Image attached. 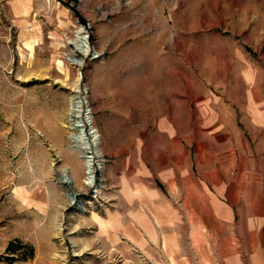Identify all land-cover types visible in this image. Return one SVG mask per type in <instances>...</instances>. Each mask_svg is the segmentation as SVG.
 I'll use <instances>...</instances> for the list:
<instances>
[{
  "label": "rangeland",
  "instance_id": "obj_1",
  "mask_svg": "<svg viewBox=\"0 0 264 264\" xmlns=\"http://www.w3.org/2000/svg\"><path fill=\"white\" fill-rule=\"evenodd\" d=\"M190 109L264 110V0H0V264H264L240 206L173 255L114 186Z\"/></svg>",
  "mask_w": 264,
  "mask_h": 264
},
{
  "label": "crops",
  "instance_id": "obj_2",
  "mask_svg": "<svg viewBox=\"0 0 264 264\" xmlns=\"http://www.w3.org/2000/svg\"><path fill=\"white\" fill-rule=\"evenodd\" d=\"M183 113L181 123L167 122L159 131L164 144L157 146L152 135L141 146L132 142L143 150L142 176H112L128 210L137 214L134 222L141 219L149 235L161 230V246L173 255L182 252L186 238L196 251H209L205 237L212 229L232 228L237 206L239 228H264V110L207 111L201 123L198 110ZM155 152L161 162L151 156ZM134 222L126 229L136 238ZM223 243L228 248L230 238ZM254 243L261 252L262 240Z\"/></svg>",
  "mask_w": 264,
  "mask_h": 264
},
{
  "label": "bare ground",
  "instance_id": "obj_3",
  "mask_svg": "<svg viewBox=\"0 0 264 264\" xmlns=\"http://www.w3.org/2000/svg\"><path fill=\"white\" fill-rule=\"evenodd\" d=\"M83 32V28H79L77 34H76V39L74 41L75 46L77 47V49H79L83 54H87L89 51V48L87 46V42H86V36L82 35ZM71 61H73L74 63L78 64L79 66H81L82 62L80 60L77 59H71ZM91 136H92V145H98V141H99V134L98 131L95 127H92L91 130ZM86 168L90 169L91 168V163L89 161L86 162ZM90 182H92V177L90 178ZM70 203H72V200L70 199Z\"/></svg>",
  "mask_w": 264,
  "mask_h": 264
},
{
  "label": "built area",
  "instance_id": "obj_4",
  "mask_svg": "<svg viewBox=\"0 0 264 264\" xmlns=\"http://www.w3.org/2000/svg\"><path fill=\"white\" fill-rule=\"evenodd\" d=\"M59 2H63V3H73L75 1H78V0H58Z\"/></svg>",
  "mask_w": 264,
  "mask_h": 264
},
{
  "label": "water",
  "instance_id": "obj_5",
  "mask_svg": "<svg viewBox=\"0 0 264 264\" xmlns=\"http://www.w3.org/2000/svg\"><path fill=\"white\" fill-rule=\"evenodd\" d=\"M76 196L77 195H75V194L69 193V197L71 200H73V202L75 201Z\"/></svg>",
  "mask_w": 264,
  "mask_h": 264
},
{
  "label": "trees",
  "instance_id": "obj_6",
  "mask_svg": "<svg viewBox=\"0 0 264 264\" xmlns=\"http://www.w3.org/2000/svg\"><path fill=\"white\" fill-rule=\"evenodd\" d=\"M0 262H1V260H0Z\"/></svg>",
  "mask_w": 264,
  "mask_h": 264
}]
</instances>
